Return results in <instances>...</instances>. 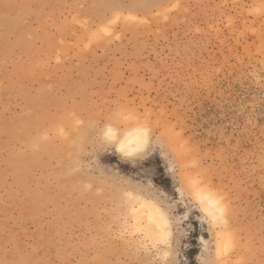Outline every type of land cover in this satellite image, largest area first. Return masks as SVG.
Returning a JSON list of instances; mask_svg holds the SVG:
<instances>
[{
	"label": "rangeland",
	"instance_id": "1",
	"mask_svg": "<svg viewBox=\"0 0 264 264\" xmlns=\"http://www.w3.org/2000/svg\"><path fill=\"white\" fill-rule=\"evenodd\" d=\"M109 126L150 130L153 152L122 158ZM134 180L179 186L190 210L213 192L224 215L173 216L172 248H154L131 230L121 192L155 202ZM165 252L264 264V0H0V264Z\"/></svg>",
	"mask_w": 264,
	"mask_h": 264
},
{
	"label": "clouds",
	"instance_id": "2",
	"mask_svg": "<svg viewBox=\"0 0 264 264\" xmlns=\"http://www.w3.org/2000/svg\"><path fill=\"white\" fill-rule=\"evenodd\" d=\"M105 136L108 140L113 141L112 147L115 148V151L121 155L122 158L135 161L136 159L146 158L153 152V143L151 140V131H143L137 130L135 132H129L121 141L119 139L117 131L114 130L113 127L109 126L105 133ZM111 147V148H112ZM160 149L159 145H155V150ZM162 152V150H161ZM163 155V153H162ZM168 163V162H167ZM168 172L172 174L170 169V165L168 164ZM137 184L148 185L150 180L147 182L138 181ZM176 191L178 193V198L173 200L166 192L158 189L151 182V196L155 201L154 203H150L148 206L152 210V215L150 216V220L156 225L158 231L153 236L149 237V242L154 248L164 246L165 248L171 249L173 246V221L172 217H180L181 218V227L182 225L188 221L190 214L193 210H197L200 213V216L197 217L201 224H205L208 227L206 220L203 218L204 211L206 209H202L200 207H193L191 210L189 206L185 203V198L182 196L181 191ZM134 189H125L121 192V196L124 199L125 203L131 208V213L135 217L137 213L136 204H140L141 207H144V201L141 199L139 195L134 194ZM195 197L198 203L203 205L212 204L213 206H219L222 203V200L218 197V194H214L212 192L201 191L198 188L195 190ZM178 206H183L186 211L181 215L177 214ZM224 211V209H221ZM190 227V225H189ZM184 228V227H183ZM185 229V228H184ZM131 230L133 232L141 231L139 227V220H136V224L131 226ZM187 232V230L185 229ZM188 233V232H187ZM201 246L203 245V240L200 239ZM202 251V247H201ZM164 260L162 264H167L168 253H164ZM198 264H201L199 259V255L197 257Z\"/></svg>",
	"mask_w": 264,
	"mask_h": 264
},
{
	"label": "bare ground",
	"instance_id": "3",
	"mask_svg": "<svg viewBox=\"0 0 264 264\" xmlns=\"http://www.w3.org/2000/svg\"><path fill=\"white\" fill-rule=\"evenodd\" d=\"M137 123H138V121H137ZM137 130H143L144 131V129H142L141 127L139 128L137 126V127L132 128V130H130L129 132H135ZM142 200L144 201L145 206L141 207V205H139L140 211L138 210L139 212L137 211V213H136V220L137 219L139 220V224L142 223L141 221H144L146 235L148 237H150V236H153L156 233V231H158V229L156 228V225L152 222V220H150V216L152 215V210L148 205L150 203H153V202L147 201L144 199H142ZM201 205H202V209H206L204 212L207 213L214 221L219 220V217L224 215V211H221V209H223L221 204L219 206H213L212 204H208V205L201 204Z\"/></svg>",
	"mask_w": 264,
	"mask_h": 264
}]
</instances>
